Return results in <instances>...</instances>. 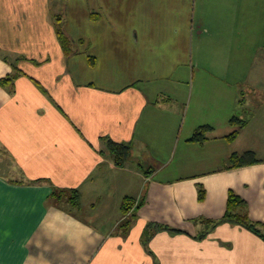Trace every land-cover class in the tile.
<instances>
[{"label":"crops","instance_id":"1","mask_svg":"<svg viewBox=\"0 0 264 264\" xmlns=\"http://www.w3.org/2000/svg\"><path fill=\"white\" fill-rule=\"evenodd\" d=\"M200 4L197 45H222L230 58L235 43L249 44L243 55L264 57V0ZM56 8L52 0H0V79L17 73L0 83V264H264L262 237L231 222L211 228L233 192L244 201L237 212L264 235V69L241 72L233 91L205 84L212 73L228 77L226 69L202 65L194 85L193 69L170 62V77L192 84L163 88L154 80L162 59L147 63L142 50L65 52ZM82 9L72 10L76 19ZM165 25L141 34L174 56L181 28ZM90 29L93 45L96 22ZM109 62L133 78L108 83L118 76ZM201 125L210 126L206 139L191 141ZM108 141L130 146L124 165L114 163ZM245 151L257 161L227 166Z\"/></svg>","mask_w":264,"mask_h":264},{"label":"rangeland","instance_id":"2","mask_svg":"<svg viewBox=\"0 0 264 264\" xmlns=\"http://www.w3.org/2000/svg\"><path fill=\"white\" fill-rule=\"evenodd\" d=\"M52 1L55 8L57 7V11L59 9V11L62 12V19L59 22V26L69 38V48L71 50L68 53L71 54V51H73L72 48H77L78 50L86 51V54L97 56H132L135 50H142V52L136 53L138 56H148L146 60L147 63L150 61L151 56H157V58L160 57V59H162L163 70L161 72L162 77H160L162 81L159 83L161 79L158 76L157 78H154V80H157V85L159 84L158 86H163V88L167 86L170 87V85L181 87L191 86L192 84L191 79L188 76L185 78L177 77L175 75L174 77H170L172 71H169L167 68V65L170 64V62L178 67L183 65L186 67L188 66L187 68H189V70L193 69L194 74L196 75L194 85L197 82V72L202 68V65L210 71L220 70V68H222L223 72H225L224 70L226 69L227 72H229L228 77L222 76L218 79L215 78L212 73L207 76L205 84L208 86L221 84L222 86L231 88L233 91L238 89L237 87L239 85H237L235 81L241 72L243 74V71L248 70L249 68L264 69L263 56H258L253 62L251 60L253 56L242 54L240 49L250 47L251 45L249 44L235 43L232 46L233 56H230V58L228 56H223V50H221L222 45H214L211 44L209 40L202 39L200 40V44L197 45V34L201 31V27H199L201 23L199 22L200 24H198V21H196L198 15L197 12L201 5L200 0ZM77 7L78 9L80 7V10L83 8L84 17L76 19V16L73 15L72 10ZM91 13H93L92 16ZM81 22L82 24H86L82 29L78 30V25L79 23L81 24ZM92 22H96L98 26L93 45L88 43L91 41L89 38V30H91L90 26ZM160 23L166 24L164 27H169L170 25L177 23L181 28L180 38H177V44L174 45V56H167L166 52L163 51L164 46L156 45L153 37L150 38L149 36H146L144 38V35L141 34L143 30H146L147 32V28H150L153 24ZM135 29H138L137 32H139V35L136 34ZM67 31L71 35H73V33L76 35L79 34L77 37H80V41L76 38L71 40L66 33ZM161 31L159 29V32ZM192 34H194L193 38H191ZM160 37H163V35H160ZM157 46H159V49L161 47L160 50L162 51H157ZM197 49L201 56L200 61H198L199 57L196 53ZM109 64L114 66L112 72L118 76L109 77L108 83L112 82V80L117 83H122L133 78L124 77L122 70L117 67L118 63L116 65L115 62H109ZM144 77H150V75ZM247 143L248 141H243V145H247ZM259 144H264V142H260ZM251 145L253 147L255 144Z\"/></svg>","mask_w":264,"mask_h":264},{"label":"trees","instance_id":"3","mask_svg":"<svg viewBox=\"0 0 264 264\" xmlns=\"http://www.w3.org/2000/svg\"><path fill=\"white\" fill-rule=\"evenodd\" d=\"M61 20V17H58L56 19V32L58 35V39L60 41V44L62 48L64 49L65 52H70L69 48V38L64 34L62 31V28L59 26V22ZM17 73H12L7 77H4L0 79V83L2 85H7L8 83H11L13 79L16 77ZM236 119L231 118L230 122L232 124L234 123ZM240 124L244 121L242 120H237ZM210 129V126L208 125H201L199 126L191 136L190 140L195 141V142H200L202 143L205 139V133ZM237 136V130H234L230 134H228L226 137L228 140H233ZM108 147L113 155L114 163L118 166H122L126 163L127 158L130 154V146L125 143H119V142H114V141H108ZM257 159L255 158L254 154L251 151H245L242 154H236L233 153L229 160H228V165L230 167H235V166H240V165H245V164H250V163H255ZM74 196L72 197V204L77 205V192L74 190L73 191ZM200 198L203 196V191L200 190ZM131 205V199H126L123 204V211L127 212L130 208ZM244 205V201L242 198H240L238 195H236L233 192H230L228 195L227 199V210L221 219L217 221H211L212 226L211 228L215 227L217 224L222 223V222H231V223H236L244 226L245 228L249 229L250 231L254 232L255 234L259 235L264 239V235L260 233V231L257 228V224L254 222H251L246 214H241L237 212V209L241 206ZM173 231H178L176 229H172ZM147 235V234H145ZM205 233L201 234L200 237L204 236ZM149 236V234L147 235ZM146 241V240H145ZM144 241V244L146 242Z\"/></svg>","mask_w":264,"mask_h":264}]
</instances>
